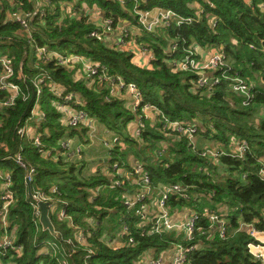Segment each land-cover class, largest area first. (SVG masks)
<instances>
[{
  "label": "trees",
  "instance_id": "obj_1",
  "mask_svg": "<svg viewBox=\"0 0 264 264\" xmlns=\"http://www.w3.org/2000/svg\"><path fill=\"white\" fill-rule=\"evenodd\" d=\"M1 1L0 53L13 59L16 71L14 80L22 89L14 106L0 108V167L13 174L17 199L10 208L9 220L12 226H17V243L23 245V254L16 258L17 264H59L58 257L64 256L65 249L76 250L69 258L70 264H136L146 251L153 250L158 256L182 241L174 232L142 236L135 226L137 216H131L128 221L132 225L136 245L113 247L105 239V234L112 232L104 226L105 219L115 213L119 224L120 212L126 211L121 201L123 188H107L90 202L88 188L108 184V176L98 172L79 178L73 173L74 165L70 168L72 170L66 168V163L70 161L61 156L57 160L43 158L29 140L19 136L17 127L30 114L36 100L32 76L39 71L37 67L28 66L27 56L23 63L21 61L29 47L34 48L35 45H46L65 54H80L101 62L109 74H119L127 82H135L144 101L161 111L164 118L159 116L154 124L144 118L141 136L131 137L127 126L136 118V114L126 109L122 100L107 99V86L95 84L91 87L84 80L75 81L72 70L53 61L41 65L53 80L83 96L85 109L91 116L125 136L127 148L123 151L117 149L116 158L126 159L132 154L143 162L154 187L180 183L188 188L189 199L179 194L171 195L169 205L173 211L185 207L202 214L206 208H210L225 214L229 221V236L226 238L217 233L211 237L208 219L200 221L203 229L196 232L192 242L199 247L189 254V264H263L249 250L248 244L254 238L238 228L241 220L254 223L257 229L264 231V179L261 174L264 168V115L260 113V107L264 105V0H145L143 8L161 6L184 16H196L195 8L190 6L194 2L204 7V14L196 17L192 23L160 29L157 42L148 41L154 52L152 65L148 68L136 64L132 53L111 48L92 37L90 33L95 25L88 17L67 16L59 24V0H51L53 6H43L46 10L44 19L38 13L34 14L37 8L32 0H16L13 10L21 8L34 14L32 39L17 35V32L23 31L18 22L4 20L11 6ZM86 1L91 6H98L105 16L113 17L115 22L120 18L134 20L128 8L126 10L117 1ZM131 6L129 3L128 7ZM214 16L217 19L215 26L210 23V18ZM194 41L204 48L224 51L229 58V71H238L256 83L249 105H243L242 99L231 90L226 80L217 85L213 92H205L204 89L195 88L197 76L194 73L172 69L166 52L170 44L178 43L179 48L174 56L181 57L183 49ZM20 71L25 74L24 79L18 78ZM6 95L5 91H0V100L5 99ZM56 98L46 86L41 100L46 112L42 126L47 129L42 130V138L49 147H59L61 138L69 130H72V134L80 132L77 130L79 128L68 129L61 123V113L53 105ZM165 119L195 123L199 127L198 135L215 140V146L226 154L215 162L201 156L199 151L192 148L187 136L161 131ZM82 131L86 133V129ZM243 139L248 140L249 148L243 157L233 155V141ZM165 141L167 148L160 153ZM3 143L7 149L2 146ZM21 144L26 160L37 166L32 191L48 190L58 183L60 191L53 196L66 202L64 207L74 224L92 231L88 243L94 253L90 257L86 258L90 248L67 243L68 239H74V230L68 225V220L51 214L56 236L48 230L37 229L25 170L7 157L17 151ZM218 165H223L226 173L217 174ZM223 206L227 209L222 210ZM89 219L94 222L91 224ZM48 235L49 241L57 239L64 251L40 253L42 242L48 240Z\"/></svg>",
  "mask_w": 264,
  "mask_h": 264
},
{
  "label": "built area",
  "instance_id": "obj_2",
  "mask_svg": "<svg viewBox=\"0 0 264 264\" xmlns=\"http://www.w3.org/2000/svg\"><path fill=\"white\" fill-rule=\"evenodd\" d=\"M59 1L61 7L59 24L62 23L64 14L66 17L84 16L90 19V15L94 12V9L88 7L85 1H81L79 4L76 3L78 0ZM114 1L119 2L125 9L128 8V13L134 20L126 18L130 20L126 23L120 18L115 22L113 17H107L104 14L102 21L96 24L90 35L106 44L107 38L113 32L117 31L119 36L116 40H113L114 43L111 48L132 53L134 62L147 68L152 65V60L154 59V52L148 41L157 42L160 29L173 25L190 24L196 17L199 18L204 14V7L198 2L190 5L195 8L196 16H184L171 8H163L161 6H155L151 9L143 8L142 5L145 0ZM44 2L47 6H53L51 0H44ZM129 3L132 4L131 7H128ZM78 10L82 13L78 14ZM101 11L96 7L94 13ZM36 13L39 14L41 19H44L46 16V10L43 6L37 8L34 14ZM34 14L29 11L19 13L18 10H14L10 13L11 16L6 21L12 20L18 22L22 30L32 39L31 27ZM210 23L213 26L216 25L217 19L215 16L210 18ZM130 26L136 27V33L138 34H132ZM140 36H144L145 40L143 41L141 38L139 40ZM251 47H254V45L251 44ZM178 48L177 42L170 44L166 50L169 56L168 63L174 71H190L194 73L197 76L194 81L195 88L204 89L206 92H213L217 85L226 80L229 82L232 91L236 92L242 99L243 105L250 104L254 96L252 89L256 86V83L243 77L238 71L230 72L231 66L229 64V58L224 51L211 47L206 49L205 54L199 56L201 54L200 49L203 47L194 41L183 49V56L176 57L174 53ZM34 50L37 65L53 61L58 65L68 67L79 62L82 65L84 74L93 83L98 82V84H104L105 86L109 85L110 89L109 96L106 97L107 99L115 95L116 92L123 93L125 97L123 99L121 98V100L125 108L136 114V118L127 126L128 130L129 126L131 127L129 130L131 137L141 136L145 126L144 118L149 119L153 124L159 120V116L164 118L161 115V111L155 105L144 101V97L135 82H127L119 74H109L106 66L101 62L80 54H65L46 45H35ZM139 52L150 55V58L142 62L138 59L137 54H140ZM15 76L16 71L13 59L7 54L0 53V91L7 93L5 99L0 100V108L14 106L17 98L22 94L20 84L14 80ZM18 78L24 79L25 75L19 72ZM32 82L36 88V100L29 116L17 127V132L23 140H29L43 158L57 160L61 156L66 161L73 162L82 158L84 150L81 146H73L69 140L60 141L59 147H49L43 141L42 130H38L36 127L35 130L33 126L28 124L29 120L37 114L36 110L39 106V100L43 88L46 85L57 97L55 106L61 113V121L65 126L79 128L81 130L86 129L90 139L98 137L102 131L104 136L102 144L109 158L108 163L104 165L105 168L102 170V174L108 176L110 182L103 186L98 185L95 188H88V199L90 202H93L107 188H123L124 192L122 193L121 201L126 210L120 212V229L112 230L110 234H105V239L109 244L115 247L113 244L117 243L115 248L124 244L136 245L132 225L128 221L131 216H137L135 226L142 236L174 232L178 238L186 242L178 241L175 243L176 250L172 255L170 264H189V254L198 246L192 242L196 238V232L203 229L199 225L203 218L208 219L210 222L209 230L212 232L211 237L215 233L222 238L229 236V221L227 217L215 209L206 208L202 214L187 208L174 211L171 209L169 205L171 195L179 194L181 197L190 198L191 195L187 192V187H184L180 183L160 184L154 187L152 185L151 175L146 170L143 162L137 159L133 160L131 157H127L126 159L116 158L115 154L117 149L123 151L127 148L125 136L107 126L99 129L97 118L87 112L85 109V101L79 92L68 90L65 86L53 80L51 75L43 69L33 76ZM24 98H26L25 95ZM38 114L39 119L44 121L46 117L45 112L41 110ZM163 121L161 126L163 133L169 134L172 131L176 136H187L192 148L199 151L201 156L215 162L221 155L226 154L224 150L213 149L210 146L198 149L194 138L198 135L199 127L195 123L167 121L166 119ZM0 126H2L1 121ZM232 144V153L235 156L243 157L249 148L247 139L233 141ZM2 146L7 149L4 143ZM166 148L167 142L165 141L162 143L160 153H164ZM7 157L11 158L18 166L25 170L26 183L28 184L27 181H29L32 184L37 174V166L26 160L23 145L21 144L17 151ZM0 160L2 159L0 158ZM205 170L208 171L207 168ZM261 174L264 179L263 168L261 169ZM59 191V185L56 183L48 190L38 189L35 192L32 191L30 203L33 208L35 225L37 229L42 228L45 230L40 220L41 210L39 206L40 201H45L50 217L53 214L59 219H66L68 220V225L73 228L74 239H68L67 243L72 246L76 244L90 248L86 255V258H88L94 253V250L89 247L88 243V238L92 235V231L74 224L72 217L64 207V203L66 202L53 196L54 193H58ZM16 199L17 193L14 189L13 174L6 168L0 167V264H17L16 258L23 254V245L17 243V226H12L9 220L10 208ZM89 222L92 224L94 220L89 219ZM239 222L238 230L246 231L254 238L248 244L250 252L256 260L264 264V240L260 237L264 231L257 229L254 223H245L241 220ZM96 223L98 224L99 221L97 220ZM64 249H61V251H64ZM52 250L58 252L60 250L58 244L53 241L44 240L40 247V253L49 254ZM65 250L66 253H63L64 256L58 257L59 264H70L69 258L76 251L75 249ZM136 264L165 263L161 255L145 256L142 254L136 261Z\"/></svg>",
  "mask_w": 264,
  "mask_h": 264
},
{
  "label": "crops",
  "instance_id": "obj_3",
  "mask_svg": "<svg viewBox=\"0 0 264 264\" xmlns=\"http://www.w3.org/2000/svg\"><path fill=\"white\" fill-rule=\"evenodd\" d=\"M4 1H6L7 3H9L10 4V6H11V8L10 9H8L7 10V12H6V16L4 17V20H6V19H8L11 15H10V13L11 12H13L14 10H13V7H14V5L16 6V4H17V2H16V0H4ZM33 2H34V4H35V6H36V8H39V7H41V6H44L45 5V2H44V0H32ZM63 1H67V0H63ZM81 1H85L86 3H87V6L88 7H90L91 9H94V12H95V9H96V7L98 8V9H100L98 6H91V5H89L88 4V2L86 1V0H78V1H76V3L77 4H79ZM0 4H2V1L0 0ZM18 10V12L19 13H25L26 11H24V10H22L21 8H19V9H17ZM101 10V9H100ZM79 12H78V14H81L82 12L80 11V10H78ZM93 12V14L92 15H90V19H88L91 23H93L95 26H96V24H98V23H100L101 21H102V17H103V15H104V12H97V13H94ZM91 13V12H90ZM63 16V15H62ZM65 17H66V15L64 14V18L62 19V21L65 19ZM61 18V17H60ZM77 18H79V17H77ZM126 23L128 22V21H130L129 19H126V18H122ZM126 19V20H125ZM59 22H60V19H59ZM131 27V32H132V34H138V33H136L137 32V28L136 27H134V26H130ZM18 35V34H17ZM16 35V36H17ZM118 36H119V33L117 32V31H115V32H113L108 38H107V45L108 46H110V47H112L113 46V40H116L117 38H118ZM140 38L141 39H143V41L145 40L144 39V36H140L139 37V40H140ZM139 49V48H138ZM206 49H209V48H201L200 49V53L201 54H199V56H202L203 54H205L204 52L206 51ZM140 54H137L138 55V59L139 60H141L142 62H145V59H148V58H150V55H148V54H143V53H141V52H139ZM25 56H29V51H26L25 52V55H24V57H23V59H22V63H23V60L25 59ZM33 59H34V62H35V68L37 67L38 68V70L40 71L41 69H43L42 67H41V65L43 64V63H41V64H39V65H37L36 64V55H35V51H34V57H33ZM28 66H30V65H28ZM68 68L70 69V70H72V74H73V79L75 80V81H79V80H84V81H86V83H87V85L88 86H94L95 84H97L98 86H104V84L102 85V84H98V82L96 83H93L92 82V80L89 78V77H87L85 74H84V72H83V69H82V65L79 63V62H77V63H75V64H72V65H70V66H68ZM43 70H45V69H43ZM39 71H37V73L39 72ZM46 71V70H45ZM20 73H22L23 74V71H20ZM37 73H35L33 76H35ZM49 73V72H48ZM50 74V73H49ZM25 75V74H24ZM32 76V77H33ZM52 77V76H51ZM53 79V78H52ZM256 79V78H255ZM47 86V85H46ZM46 86H44V88L46 87ZM48 87V86H47ZM44 88H43V91H44ZM49 88V87H48ZM107 88L108 89H110V87H109V85L107 86ZM50 89V88H49ZM51 90V89H50ZM232 90V89H231ZM206 92V91H205ZM234 92V91H233ZM43 93V92H42ZM236 93V92H235ZM237 94V93H236ZM41 97H42V95H41ZM41 97H40V100H39V106L37 107V110H36V112H37V114H35L34 115V117L33 118H31L30 120H29V125H31V126H33V128L36 130V128L38 129V130H45L46 131V129H47V127H44L43 128V126H42V122H43V120H40L39 119V112L42 110V111H44V109L42 108V100H41ZM125 97V95L123 94V93H121V92H116V94L115 95H113L112 96V98H118V99H120L121 100V98L123 99ZM129 98V97H128ZM55 101H57V98L55 99ZM55 101H53V105L55 106ZM263 106L264 105H262L261 107H260V113H261V115H264V108H263ZM55 108H56V106H55ZM45 112V111H44ZM45 115H46V112H45ZM29 116V115H28ZM45 119H46V117H45ZM61 120V119H60ZM97 122L99 123V129H102V128H104L105 127V124L103 123V122H101L99 119H97ZM61 123L63 124V122L61 121ZM64 125V124H63ZM65 126V125H64ZM36 127V128H35ZM68 129H71V128H69L68 127ZM127 129V128H126ZM131 129V127L129 126V130ZM78 131H80V132H78V133H73L72 134V130L70 131H68L67 133H65V135L61 138V140L60 141H62V140H69V142L71 143V144H73V146H81V148H83L84 150H83V158H85V160H87L88 161V164H89V166H90V168H89V171L91 172V173H94V164L95 163H99V164H101L102 166L103 165H106L107 163H108V154H107V151H106V149H105V147H104V145L102 144V141H103V138H104V136H103V134H102V131H101V133L99 134V136L98 137H95L94 139H90L89 138V135H88V132H83L82 130H79V129H77ZM128 130V131H129ZM43 132V131H42ZM195 142H196V146H197V148L198 149H202V148H204L205 146H210L211 148H213V149H221V148H217L216 146H215V140H212V139H210V138H206V137H204L203 135H197L195 138ZM218 146V145H217ZM54 147H57V146H54ZM232 147V146H231ZM223 150V149H222ZM127 157H131V158H133V160H135L136 158L132 155V154H129ZM263 160V162H264V159H262ZM67 162H69V161H67ZM106 163V164H105ZM100 165V166H101ZM98 168H100V167H98ZM264 169V168H263ZM98 172H100V173H102V170H99ZM94 174H96V173H94ZM58 184V183H57ZM185 207H183V208H181V209H184ZM221 209L222 210H226L227 208H226V206H223V207H221ZM180 211H183V210H180ZM225 215V214H224ZM260 237H261V239H263L264 240V232L260 235ZM144 255L145 256H156L155 255V252L153 251V250H150V251H146L145 253H144ZM159 255H161L162 256V258H163V260H164V263L165 264H170L171 263V259H172V251H171V249H169V250H167V251H163V252H161Z\"/></svg>",
  "mask_w": 264,
  "mask_h": 264
},
{
  "label": "rangeland",
  "instance_id": "obj_4",
  "mask_svg": "<svg viewBox=\"0 0 264 264\" xmlns=\"http://www.w3.org/2000/svg\"><path fill=\"white\" fill-rule=\"evenodd\" d=\"M17 34H19V36L25 37V38L27 36V33L24 32V31L17 32ZM28 51H29L28 65H30L31 67H35V62H34V59H33V57H34V51L35 50H34L33 47H29ZM263 108H264V106H263ZM72 165H74V168H75V169H73L74 175L77 176V177H79V178L89 177L91 175H94V173H98L99 170H103L105 168L104 165L102 166L101 164H99L97 162V163L94 164L95 165L94 166V173H91L89 171L90 166L88 164V161L85 160V158H83V156H82L81 159H77V160H75L73 162L70 161L69 163H66V166L67 167L66 166L65 167L68 168V169H70ZM98 167H100V168H98ZM70 170H72V169H70ZM216 171H217V174L226 173L225 172V168H224L223 165H218L217 168H216ZM104 226L106 228H108L109 230H113V229L114 230H119L120 229V225L118 224V216H117V214L114 213L112 216L106 218L105 219V225ZM48 240H49V235H48ZM51 241L56 242L58 244L59 249L60 250L62 249L61 248L62 246L57 241V239H55V240L51 239ZM113 245L116 247L117 246V243H114ZM175 250H176V247L173 246L171 248L172 254L175 252Z\"/></svg>",
  "mask_w": 264,
  "mask_h": 264
},
{
  "label": "water",
  "instance_id": "obj_5",
  "mask_svg": "<svg viewBox=\"0 0 264 264\" xmlns=\"http://www.w3.org/2000/svg\"><path fill=\"white\" fill-rule=\"evenodd\" d=\"M27 182H28V187H29V196H32L31 184L29 181H27ZM39 206H40V210H41L40 220H41L43 228L45 230H49L52 234H54L56 236L57 231L55 230L52 219L49 216L47 203L45 201H40Z\"/></svg>",
  "mask_w": 264,
  "mask_h": 264
}]
</instances>
